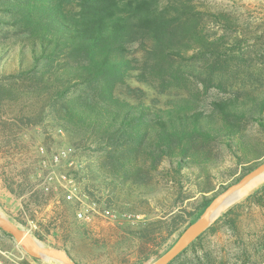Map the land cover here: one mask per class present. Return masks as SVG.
<instances>
[{"label": "trees", "instance_id": "trees-1", "mask_svg": "<svg viewBox=\"0 0 264 264\" xmlns=\"http://www.w3.org/2000/svg\"><path fill=\"white\" fill-rule=\"evenodd\" d=\"M0 12L5 15L0 23L14 29L13 36L0 38V112H10L2 128L9 144L26 129L41 126L46 133L64 132L73 148L104 153V160L91 165L94 173L102 186L121 192L118 203L133 210L136 203L155 198L150 193L158 186L151 181L165 173L164 163L182 203L192 198L185 190L187 180L199 183L202 198L193 211L187 217L169 211V223L142 226L139 233L147 241L167 227L172 233L194 223L230 186L206 195L223 175L222 147L246 168L233 183L264 158V142L250 132L253 126L264 132V94L203 103L167 96L159 88L166 86L167 65L174 69L175 60L227 56L224 34L212 35L210 26L226 30L233 25L230 14L201 10L194 0H0ZM10 189L16 195L26 190L23 185ZM250 206L264 213V184L224 212L170 264H229L232 259V264H260L237 225L239 211ZM221 225L236 236V256L226 253L218 260L201 246L202 256L193 263L188 253L197 254L204 236H215ZM257 241L261 248L256 252L264 256V239Z\"/></svg>", "mask_w": 264, "mask_h": 264}, {"label": "rangeland", "instance_id": "rangeland-1", "mask_svg": "<svg viewBox=\"0 0 264 264\" xmlns=\"http://www.w3.org/2000/svg\"><path fill=\"white\" fill-rule=\"evenodd\" d=\"M194 1L201 10L225 12L232 17L233 25L226 30L220 26H210L212 35L224 34L223 42L226 45L223 50L228 54L212 60L208 58L182 62L175 60L174 69L171 70L167 65V82L164 83L166 86L159 88L164 89L167 96L185 95L203 103L223 96L238 95L243 98L249 94H264V0ZM0 16L5 18L2 12ZM13 33L12 27L0 23V38H6ZM6 58L7 56L1 60L4 61ZM163 74L166 75V72ZM134 84L136 85L135 82ZM152 99L153 96L149 94L148 100ZM9 119L10 112L8 113L7 109L2 110L0 112V212L29 230L38 240H40L37 237L39 233L44 237V240L40 241L46 246L67 250L78 264H153L175 245L188 226H181L172 233L167 227V231L161 235L156 234V239L153 241H147L146 237L139 233V229L146 224L160 220L169 223L171 220L170 216H167L169 211L181 212L187 217V213L193 211L196 203L202 198V194L198 193L199 183L195 178L191 177L187 180L185 189L187 195L192 198L182 203L178 199V190L173 189L168 182L167 174L165 175L168 167L167 163H164L161 170L165 173H156L151 181V184L158 186L150 193L156 194L155 198L149 197L148 202L136 203L133 210L129 204L118 203L117 196L121 195V192L115 193L108 187L102 186L100 179L94 173L91 165L104 160V153L73 148L64 132L46 133L41 126L26 129L18 136L16 142L9 144L7 137L2 135L3 125ZM250 132L258 135L264 142V132L257 126L251 127ZM41 147H44L49 155L63 150L67 152L68 157L59 165L58 170L75 177L78 196L86 200H99V203L107 207L109 200L112 199L114 205L113 208L112 206L109 208L131 214L133 218L116 222L100 218H96L91 223L79 221L76 218L77 201H68L62 190L53 192L40 187V176L43 174L40 165ZM221 154L223 175L218 181H214V191L207 193V196L213 195L216 191L220 192L223 185H231L246 172V168L240 166L238 160L226 148L222 147ZM263 160L264 158L258 164ZM263 184L264 178L256 187L222 211L221 215L229 208L242 204L248 195ZM21 185L26 189L21 194L16 195L10 189L12 186L19 190ZM38 191H41L42 195L33 198ZM239 213L241 215L237 225L245 246L250 254H254L253 258L261 264L262 261L264 262V256L258 255L256 248H261L257 245V240L264 239V213L256 206L245 207ZM198 216L200 217V214L196 217ZM221 226L215 236H204L197 254L193 255V250L188 253L193 263L202 256L200 253L202 248L212 250L218 260L226 253L233 258L236 256L240 249L236 236L234 232L227 230L228 227ZM26 262L62 264L54 260L34 259L14 238L11 239L0 231V264ZM233 262L232 259L229 264Z\"/></svg>", "mask_w": 264, "mask_h": 264}, {"label": "water", "instance_id": "water-1", "mask_svg": "<svg viewBox=\"0 0 264 264\" xmlns=\"http://www.w3.org/2000/svg\"><path fill=\"white\" fill-rule=\"evenodd\" d=\"M264 178V161L253 170L246 173L239 181L232 183L217 195L200 217L190 224L180 235L175 245L153 264H170L185 251L209 226L221 215V208H228L232 197L248 183ZM0 229L12 235L15 241L32 257L54 260L62 264H78L65 249L46 246L29 230L16 224L9 217L0 212Z\"/></svg>", "mask_w": 264, "mask_h": 264}, {"label": "built area", "instance_id": "built-area-1", "mask_svg": "<svg viewBox=\"0 0 264 264\" xmlns=\"http://www.w3.org/2000/svg\"><path fill=\"white\" fill-rule=\"evenodd\" d=\"M40 165L43 174L40 176V187L46 191L58 192L62 190L68 201H77L76 218L84 223H91L96 218L119 221L132 219L133 215L121 213L102 205L98 201L86 200L76 193V179L72 174L58 170L59 165L67 159L65 150L49 155L44 147L40 148Z\"/></svg>", "mask_w": 264, "mask_h": 264}, {"label": "bare ground", "instance_id": "bare-ground-1", "mask_svg": "<svg viewBox=\"0 0 264 264\" xmlns=\"http://www.w3.org/2000/svg\"><path fill=\"white\" fill-rule=\"evenodd\" d=\"M262 182V179H257L254 181H251L250 183H248L243 189H241L236 195H234L232 198V202H235L236 200L242 198L245 194H247L250 190H252L254 187H256L259 183ZM226 208L223 207L221 208V212L224 211Z\"/></svg>", "mask_w": 264, "mask_h": 264}]
</instances>
